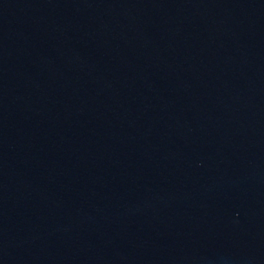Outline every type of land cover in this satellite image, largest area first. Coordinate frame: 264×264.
Segmentation results:
<instances>
[{"label":"water","instance_id":"95a60500","mask_svg":"<svg viewBox=\"0 0 264 264\" xmlns=\"http://www.w3.org/2000/svg\"><path fill=\"white\" fill-rule=\"evenodd\" d=\"M0 264H264V0H0Z\"/></svg>","mask_w":264,"mask_h":264}]
</instances>
